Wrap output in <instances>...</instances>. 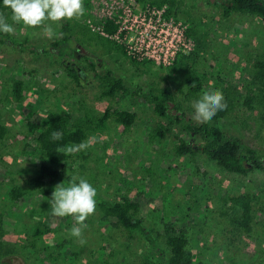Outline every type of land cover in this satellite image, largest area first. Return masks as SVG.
<instances>
[{"label": "rangeland", "instance_id": "rangeland-1", "mask_svg": "<svg viewBox=\"0 0 264 264\" xmlns=\"http://www.w3.org/2000/svg\"><path fill=\"white\" fill-rule=\"evenodd\" d=\"M172 1L173 12L169 15V2L160 6L144 0H83L86 14L69 21L82 22L99 31L109 12L119 17L122 4L133 6L137 13L153 6L164 8L163 16L185 30L187 46L178 56L188 55L187 63L201 75L200 97L205 91L222 92L231 82H245L253 57L264 49V18L238 13L224 16L223 8L215 4L221 0ZM4 14L11 16V10ZM66 21L52 24L55 32L63 34ZM14 27V34H5L12 43H0V123L8 129L6 137L0 140V217L4 227L0 264H140L144 260L166 264L164 259L170 256L165 243L169 224L186 227L197 263L264 264V171L231 174L202 153H173L178 142L174 135L151 139L158 123L170 121L155 113L143 93H158L171 85L176 100L172 112L198 122L193 119L192 104L196 99L186 94L185 87L180 91L179 82L173 79L178 75L170 68L174 63L158 66L148 60L135 61L128 53L110 51L88 41H72L73 48L67 52L66 48L62 50L63 45H54L63 35L48 38L42 27ZM69 64L80 66L81 83L70 74ZM108 71L141 94L104 97L97 74L105 75ZM16 78H22L26 87L20 101L13 93ZM110 107L136 112V122L130 128L113 118L102 128L92 124L85 140L92 146L72 154L62 178L47 187L53 192L55 185L67 186L75 176L87 179L102 198L116 200L129 194L139 200V217L155 240L152 246L140 233L131 236L116 225L115 219L104 218L98 209L85 221L88 227L83 233L86 243L82 245L70 234L74 218L53 216L52 197H43L30 186L44 152L29 131V120L46 116L52 110L74 116H100ZM210 122L264 150V125L256 112L239 108L228 118ZM172 130L193 140L181 124L172 125ZM13 186L24 189V196L12 199ZM247 190L261 198L256 205L253 231L230 243L225 241L220 222L219 194ZM36 228L45 233L32 245Z\"/></svg>", "mask_w": 264, "mask_h": 264}, {"label": "trees", "instance_id": "trees-1", "mask_svg": "<svg viewBox=\"0 0 264 264\" xmlns=\"http://www.w3.org/2000/svg\"><path fill=\"white\" fill-rule=\"evenodd\" d=\"M144 1H150L160 6L169 2L171 8H169L168 14L170 15L173 12L172 0ZM215 4L223 8L224 16L238 13L264 18V0H221V2L216 1ZM6 10L8 8H5L3 0H0V12L5 13ZM7 17L10 19L11 16L8 15ZM117 27L112 19H107L103 23V29L107 33H114ZM189 32L188 30L187 37L190 38ZM74 40L78 43L88 41L90 44H98L110 51L117 49L124 54L126 53L124 46L103 35L100 30L95 31L88 24L82 22L72 24L67 20L63 24L61 40L54 42V45L57 47L63 45L62 50L66 48L65 51L70 52L73 48L71 43ZM0 43L8 44L12 42L4 33L0 32ZM67 44H69L68 47H66ZM18 45L22 47V44ZM188 58V55L180 54L170 68L178 74L173 79L179 82V90L183 91V87H185L186 94L198 100L203 88V81L201 75L187 63ZM148 61L153 62L152 60ZM67 66L72 77L78 83H81L80 71L70 64ZM97 77L103 84L102 95L104 97L119 94L131 96L141 94L140 91L128 87L122 79L117 78L111 71H108L105 75L97 74ZM25 89V82L22 78L13 80V93L17 101L23 99ZM222 93L227 108L219 111L213 120L218 121L228 118L239 108H247L256 112L264 125V49L253 57L246 81L240 85L231 82L225 86ZM143 97L153 106L157 115L169 118V124L162 122L157 124L151 139H164L174 135L178 142L174 144L173 153L177 155L202 153L220 169L241 176L252 171H264V150L250 146L238 135L227 132L215 123L194 122L182 115H175L171 110V103L176 101L171 85L162 87L158 93L154 91L143 93ZM137 117L136 112L112 107L107 108L100 116H93L89 113H86L85 116H74L55 110L49 111L46 116H35L34 119L29 120V131L35 136L38 147L44 152V158L39 169L29 181L30 186L43 197H52V192L47 184L57 182L62 178L65 173L64 168L72 156V154H65V152L58 151V149H66L84 142L89 136L92 124L102 128L108 119L113 118L125 128H130L136 122ZM174 124H181L193 140H187L175 134L172 130ZM53 131L61 132L63 138L52 140L51 134ZM7 132V126L0 123V140L6 137ZM24 194L25 190L17 186H13L10 190V196L14 200L19 199ZM219 196L221 204L218 213L225 231V241L235 243L245 235L251 234L256 217V205H259L261 201L259 194L247 190L241 193H220ZM96 201V209L104 218L115 219L116 225L125 229L131 236L138 232L149 245H155L154 238L144 227L142 219L139 217V200L132 198L129 194H123L116 200L96 196ZM2 223L3 219L0 217V237L4 234ZM166 229L165 243L170 251V256L164 259L166 264H203V262L197 263L195 261L194 253L190 249L191 236L185 226L178 227L169 224ZM44 233L43 229L36 228L33 233L34 242H32V245H35V242ZM140 264L151 263L144 260Z\"/></svg>", "mask_w": 264, "mask_h": 264}, {"label": "clouds", "instance_id": "clouds-1", "mask_svg": "<svg viewBox=\"0 0 264 264\" xmlns=\"http://www.w3.org/2000/svg\"><path fill=\"white\" fill-rule=\"evenodd\" d=\"M3 6L11 10V23L3 12H0V32L14 34V25L23 24L25 27H42L44 35L48 38H59L52 24L59 25L64 20H79L86 14L83 0H3ZM46 22H51L46 24ZM194 117L198 122H210L219 111L227 108L224 95L219 90L205 91L198 100L193 101ZM52 140H61L63 134L53 131ZM90 141L79 145L60 148L58 151L65 154H75L78 151L91 147ZM73 176L66 186L64 183L55 185L50 200L51 214L57 217L71 216L74 223L70 234L80 240L83 245L84 230L88 227L85 221L95 213L97 189L85 178Z\"/></svg>", "mask_w": 264, "mask_h": 264}, {"label": "built area", "instance_id": "built-area-1", "mask_svg": "<svg viewBox=\"0 0 264 264\" xmlns=\"http://www.w3.org/2000/svg\"><path fill=\"white\" fill-rule=\"evenodd\" d=\"M120 11L118 18L112 12L106 16V20L112 19L118 26L114 33L105 32L103 26L99 30L124 45L126 53L135 61L152 60L158 66L172 65L187 46L185 30L163 16L164 8L153 6L137 13L133 6L122 4Z\"/></svg>", "mask_w": 264, "mask_h": 264}, {"label": "flooded vegetation", "instance_id": "flooded-vegetation-1", "mask_svg": "<svg viewBox=\"0 0 264 264\" xmlns=\"http://www.w3.org/2000/svg\"><path fill=\"white\" fill-rule=\"evenodd\" d=\"M77 46H78V47H80V45H79V44H78ZM82 49H84V48H82ZM83 52H84V53H86V52H87V50H85V49H84V50H83ZM72 65H73L74 67H76V68H77V70H79V71H80V66H79V65H76V64H72ZM173 104H174V103H173ZM172 106H173V105H171V107H172ZM173 111H175V108H173Z\"/></svg>", "mask_w": 264, "mask_h": 264}, {"label": "water", "instance_id": "water-1", "mask_svg": "<svg viewBox=\"0 0 264 264\" xmlns=\"http://www.w3.org/2000/svg\"><path fill=\"white\" fill-rule=\"evenodd\" d=\"M171 105H173V103H171Z\"/></svg>", "mask_w": 264, "mask_h": 264}]
</instances>
